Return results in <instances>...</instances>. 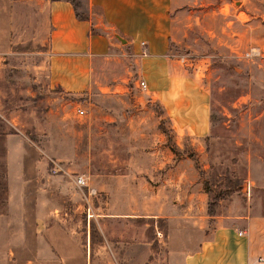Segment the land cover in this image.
Listing matches in <instances>:
<instances>
[{
    "label": "rangeland",
    "instance_id": "374dc122",
    "mask_svg": "<svg viewBox=\"0 0 264 264\" xmlns=\"http://www.w3.org/2000/svg\"><path fill=\"white\" fill-rule=\"evenodd\" d=\"M32 14L0 26V264H144L135 242L187 250L208 210L264 212V56H243L264 46V0L169 2V57L208 95L202 138L175 135L116 39L86 91L50 87Z\"/></svg>",
    "mask_w": 264,
    "mask_h": 264
},
{
    "label": "crops",
    "instance_id": "0c3cea01",
    "mask_svg": "<svg viewBox=\"0 0 264 264\" xmlns=\"http://www.w3.org/2000/svg\"><path fill=\"white\" fill-rule=\"evenodd\" d=\"M75 1L81 3V10L67 0H0V26L7 29L10 13L32 10L34 34L46 46L47 84L66 93L88 89L96 67L110 59L109 49L116 39L137 57V75L163 108L175 135L206 136L210 127L207 92L168 54L170 0ZM261 199L252 198L259 204ZM10 201L8 196L6 206ZM234 204L214 214L209 227L204 225L210 217L202 215L194 233L197 238L187 250L182 239L166 242V251L156 254L150 253V242H135L147 250L144 264H262L256 259L264 258V212L260 207L254 210L248 201L234 212ZM19 207L17 219L23 220L24 209Z\"/></svg>",
    "mask_w": 264,
    "mask_h": 264
},
{
    "label": "built area",
    "instance_id": "2783aa9c",
    "mask_svg": "<svg viewBox=\"0 0 264 264\" xmlns=\"http://www.w3.org/2000/svg\"><path fill=\"white\" fill-rule=\"evenodd\" d=\"M243 56L246 57V58H249V59L263 57L264 56V46L251 47V48H249L247 51H245L243 53ZM140 86L142 88L145 87L143 81H140ZM75 113L77 115H82L83 114V109L79 108V107H76ZM54 165H55L54 168H53L54 172L57 171V170H61V168L57 164H54ZM72 181L75 184V186H77L79 188L86 186L85 178L83 177V175H75V176H73L72 177ZM256 261L258 263L264 264V258H262V257H257Z\"/></svg>",
    "mask_w": 264,
    "mask_h": 264
},
{
    "label": "trees",
    "instance_id": "16d2710c",
    "mask_svg": "<svg viewBox=\"0 0 264 264\" xmlns=\"http://www.w3.org/2000/svg\"><path fill=\"white\" fill-rule=\"evenodd\" d=\"M67 1L72 3V5H74V6L76 5L75 0H67ZM161 109L163 110L162 107H161ZM163 112H164V110H163ZM207 215L210 217V218H208V221H211V217L214 216V213H213V211L208 210Z\"/></svg>",
    "mask_w": 264,
    "mask_h": 264
}]
</instances>
